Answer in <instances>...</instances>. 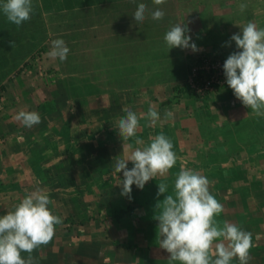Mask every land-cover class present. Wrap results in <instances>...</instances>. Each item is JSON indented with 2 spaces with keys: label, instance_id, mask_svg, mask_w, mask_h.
I'll use <instances>...</instances> for the list:
<instances>
[{
  "label": "crops",
  "instance_id": "1",
  "mask_svg": "<svg viewBox=\"0 0 264 264\" xmlns=\"http://www.w3.org/2000/svg\"><path fill=\"white\" fill-rule=\"evenodd\" d=\"M139 3L149 12L138 23L134 12ZM241 4L247 5L243 12ZM33 5L31 19L19 27L0 8V95L19 102L10 108L6 103L5 116L0 115V216L28 192L60 190L70 177L81 187L89 184L98 216L72 222L85 232L91 228L78 249L85 259L74 264H180L160 248L154 217L160 211L157 203L173 193L184 167L211 182L210 192L223 205L218 222L238 224L252 234L248 264H264V116L245 106L233 89L202 98L185 84L188 66L198 56L219 53L226 60L241 51L231 37L242 35L247 23L264 28L257 1L33 0ZM156 8L165 12L162 20L151 18ZM177 23L187 25L196 51L168 48L165 33ZM57 38L70 49L64 61L49 56ZM150 106L160 115L154 124L147 118ZM32 107L36 112L41 108L44 116L39 124L24 127L15 117ZM126 109L145 117L136 136L127 140L118 130ZM169 111L170 118L165 115ZM160 133L172 141L176 164L166 176L157 175L143 189L133 184L131 193L122 195L117 160ZM18 134L23 138L15 140ZM137 138L143 144H136ZM133 166L128 161L127 167ZM162 182L168 192L158 197L154 194ZM74 199L81 208L85 205L80 195ZM127 204L133 212L116 218ZM52 210L57 214L63 207ZM103 211L113 212L103 219L105 228L98 220ZM21 255L26 259L29 253ZM231 264H240L239 259Z\"/></svg>",
  "mask_w": 264,
  "mask_h": 264
},
{
  "label": "clouds",
  "instance_id": "2",
  "mask_svg": "<svg viewBox=\"0 0 264 264\" xmlns=\"http://www.w3.org/2000/svg\"><path fill=\"white\" fill-rule=\"evenodd\" d=\"M153 3L163 5L166 0H153ZM239 7L243 12L247 5ZM0 8L7 20L18 27L30 20L34 11L33 0H6ZM148 12V6L139 3L134 12L135 21L143 22ZM150 14L153 20H162L165 16L160 8ZM188 31L187 25H173L164 36L168 48L191 47L196 51V44H190L191 37L186 35ZM231 40L241 51L231 53L223 64L226 82L245 106L257 116H264V28L249 22L242 28V35L234 34ZM69 51L66 42L57 38L52 41L49 56L64 61ZM125 111L127 115L120 119L118 130L127 140L136 136L139 121L145 117ZM165 115L170 118L173 113L169 111ZM147 118L154 124L160 115L150 106ZM15 119L28 128L41 121L38 112L27 110H20ZM135 142L143 144L139 138ZM128 161L134 165L131 169L127 167ZM176 161L172 141L163 133L156 135L147 146L137 147L125 158L117 160L115 172L123 171L121 194L129 195L133 184L143 189L146 182L157 175L166 176ZM210 183L206 176L194 169H180L173 193L164 196L156 205L160 210L154 217L159 221V246L170 254L171 261L180 264H231L234 258H238L240 264H248L252 234L238 224L217 221L223 205L210 192ZM167 192L168 184L159 183L157 195ZM49 205H53L49 194L37 187L28 192L12 211L0 216V264H34L31 253L48 244L56 225L62 222ZM22 252L29 253V256L23 258Z\"/></svg>",
  "mask_w": 264,
  "mask_h": 264
},
{
  "label": "rangeland",
  "instance_id": "3",
  "mask_svg": "<svg viewBox=\"0 0 264 264\" xmlns=\"http://www.w3.org/2000/svg\"><path fill=\"white\" fill-rule=\"evenodd\" d=\"M258 4V9H259V19L264 18V0H256ZM0 94H3V91L0 92ZM0 95V115L5 116V111L6 109L3 108L6 106L10 108L13 106V104H18L19 102L17 100L15 101H10L8 95L6 96H1ZM10 98L15 99V96H10ZM27 97H24L26 99ZM38 98V97H34ZM30 104H32L31 100H28ZM39 114L40 117L43 118V113L42 109L39 108ZM35 107L31 108V111H34ZM45 111V108H44ZM258 126L260 127L262 125V122L259 121L257 122ZM25 127V126H24ZM33 130V129H31ZM28 130V131H31ZM37 129H34V131ZM38 130H40L38 128ZM27 131V132H28ZM23 138L21 134H18L15 136L16 139ZM20 141V140H19ZM184 164V163H183ZM23 178V182L25 181V177ZM61 185H65L66 187L65 190L64 188H61L60 190H55V188H50L48 194L50 199L53 201V205H49L50 208L54 207H63V212L57 211L56 215L61 217L62 222L55 227V234L52 238V240L46 244L42 245L39 248L35 249L32 254H33V259H34V264H40L39 262L42 261H48L53 264H74L77 259L78 262L81 263L84 259L83 256L80 258L79 256L80 253L78 252V249H82V246L80 247L81 243L84 241L82 238L87 236L86 232H91V228H85L84 227H78L75 223L80 220V218H85L86 216H92L98 217L97 212L94 208H92V203L91 201L94 199L93 195L89 192V184L86 183V186H80V181L72 180L70 177H66L63 179ZM57 189H59L57 187ZM77 189L79 191H77ZM147 191V188L144 190ZM149 193H145L143 195H147ZM154 194V193H152ZM80 195L82 197L83 202H85V205L82 206L76 203L74 201V197ZM97 195V194H95ZM157 195V194H154ZM162 195V194H161ZM158 196V195H157ZM160 196V195H159ZM158 196V197H159ZM91 197V198H90ZM95 200V199H94ZM75 203L77 204V207L75 206ZM102 220L98 219L100 222H103V219L106 218L107 216H112L113 212H104L101 214ZM106 215V216H105ZM68 217V220L66 221L65 218ZM83 218V219H84ZM75 222V223H72ZM103 227L105 228V221L103 222ZM86 233V234H85ZM85 234V235H84ZM80 247V248H79ZM28 257V256H27ZM103 259V258H102ZM101 259V261H102ZM97 264H100L99 262Z\"/></svg>",
  "mask_w": 264,
  "mask_h": 264
},
{
  "label": "built area",
  "instance_id": "4",
  "mask_svg": "<svg viewBox=\"0 0 264 264\" xmlns=\"http://www.w3.org/2000/svg\"><path fill=\"white\" fill-rule=\"evenodd\" d=\"M224 62L225 57L219 53L198 56L188 66L185 84L189 91L204 98L217 90L230 88L226 82Z\"/></svg>",
  "mask_w": 264,
  "mask_h": 264
},
{
  "label": "trees",
  "instance_id": "5",
  "mask_svg": "<svg viewBox=\"0 0 264 264\" xmlns=\"http://www.w3.org/2000/svg\"><path fill=\"white\" fill-rule=\"evenodd\" d=\"M226 89L229 90L231 88L226 87ZM133 210H134V206L133 205H130V204H127V205L123 206L122 208H120L119 210H117V212L115 213L114 216L116 218H120L124 214L133 212Z\"/></svg>",
  "mask_w": 264,
  "mask_h": 264
}]
</instances>
